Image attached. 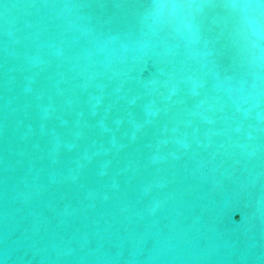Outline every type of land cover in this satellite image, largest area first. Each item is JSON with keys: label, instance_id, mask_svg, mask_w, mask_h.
Returning a JSON list of instances; mask_svg holds the SVG:
<instances>
[{"label": "water", "instance_id": "obj_1", "mask_svg": "<svg viewBox=\"0 0 264 264\" xmlns=\"http://www.w3.org/2000/svg\"><path fill=\"white\" fill-rule=\"evenodd\" d=\"M191 2L0 0V264H264V60Z\"/></svg>", "mask_w": 264, "mask_h": 264}, {"label": "clouds", "instance_id": "obj_2", "mask_svg": "<svg viewBox=\"0 0 264 264\" xmlns=\"http://www.w3.org/2000/svg\"><path fill=\"white\" fill-rule=\"evenodd\" d=\"M230 6L239 15L241 27L250 34L254 47L260 51L257 58L264 60V0H231ZM192 7L191 0H157L155 14L179 15Z\"/></svg>", "mask_w": 264, "mask_h": 264}]
</instances>
